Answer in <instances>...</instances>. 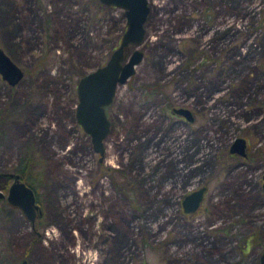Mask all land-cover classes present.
Returning <instances> with one entry per match:
<instances>
[{
    "label": "rangeland",
    "instance_id": "rangeland-1",
    "mask_svg": "<svg viewBox=\"0 0 264 264\" xmlns=\"http://www.w3.org/2000/svg\"><path fill=\"white\" fill-rule=\"evenodd\" d=\"M149 9L101 156L76 119V90L120 45L125 10L0 0V48L24 72L13 85L0 74V173L28 166L44 207L38 236L0 201V264H261L264 0ZM240 137L246 156L230 150ZM203 186L200 210L186 213L183 198Z\"/></svg>",
    "mask_w": 264,
    "mask_h": 264
},
{
    "label": "water",
    "instance_id": "water-1",
    "mask_svg": "<svg viewBox=\"0 0 264 264\" xmlns=\"http://www.w3.org/2000/svg\"><path fill=\"white\" fill-rule=\"evenodd\" d=\"M101 2L125 10L127 20V29L121 43L112 52L105 65L85 74L77 84L76 117L82 128L91 136L94 150L102 156L105 152L104 141L111 132V121L107 110L115 100L120 85L130 79L144 56L138 47L146 37L145 24L150 9L149 0H101ZM130 46L137 48L131 51ZM0 74L10 85L16 84L24 74L2 48H0ZM173 112L192 120V114L188 108H175ZM245 142V138H237L230 150L246 156ZM14 176L18 180L11 185L7 197L15 205L22 207L28 217L34 219L35 209L40 207L35 204L33 190L19 180L18 174ZM206 190L207 187H200L199 190L183 198V208L186 213L200 210ZM3 198V192L0 191V201ZM260 260L261 264H264V252Z\"/></svg>",
    "mask_w": 264,
    "mask_h": 264
},
{
    "label": "flooded vegetation",
    "instance_id": "flooded-vegetation-1",
    "mask_svg": "<svg viewBox=\"0 0 264 264\" xmlns=\"http://www.w3.org/2000/svg\"><path fill=\"white\" fill-rule=\"evenodd\" d=\"M76 93H77V90H76ZM191 114H192V119H193L195 117V115H194L193 112ZM179 115H181V114H179ZM76 119H77V117H76ZM77 121H78V119H77ZM248 147H249V145H247L246 150L248 149ZM18 164H19V167H18L17 170L8 171L6 169L5 171H2L0 173V180L4 182V186H5V191H3V195L7 199L6 202H11L7 196H8V193L10 191V188L12 187L11 185L16 180H18V178L16 179V177L14 175H17L18 174L19 175V180L22 181L25 185H27V187H30L33 190V193L35 195V204L37 206H39L40 208L39 209H35L34 219H32L31 217H28L27 216L25 210L22 207H20L18 205H15L14 203L11 202L14 207L9 205L12 208V210H10V208H8V211L9 212L7 213V218H8V216H9V218L10 217H15V216H17V214L18 215H21L24 218V222L19 225V228H21V229L26 228L27 227V224H28L29 227H32V230H34L36 232V234L39 236L41 234V228H42V224H43L42 223V214H43V211L42 210H44V207H42L41 206V203H40V195H39L40 188L38 189V187L35 185V182H37V181H35L37 177L34 176L33 174L32 175H29L30 173L29 174L27 173L28 172L27 171L28 166H26L25 164H22V163H17V165ZM263 176H264V173H263ZM263 181H264V178H263ZM206 192H207V190H206ZM3 201H5V200H3ZM15 207H17L16 210L18 212H16L15 210H13Z\"/></svg>",
    "mask_w": 264,
    "mask_h": 264
},
{
    "label": "trees",
    "instance_id": "trees-1",
    "mask_svg": "<svg viewBox=\"0 0 264 264\" xmlns=\"http://www.w3.org/2000/svg\"><path fill=\"white\" fill-rule=\"evenodd\" d=\"M153 88H154V87H153ZM146 89H147L148 91L152 90V89H150L149 87H148V88L146 87ZM119 185H122V184L120 183ZM119 189H120V187H119Z\"/></svg>",
    "mask_w": 264,
    "mask_h": 264
}]
</instances>
